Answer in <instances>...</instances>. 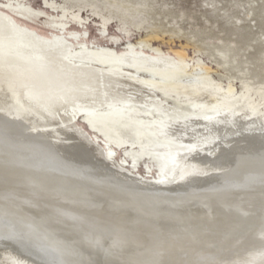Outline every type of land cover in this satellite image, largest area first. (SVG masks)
<instances>
[{
	"label": "bare ground",
	"instance_id": "bare-ground-1",
	"mask_svg": "<svg viewBox=\"0 0 264 264\" xmlns=\"http://www.w3.org/2000/svg\"><path fill=\"white\" fill-rule=\"evenodd\" d=\"M41 1L48 36L0 11V264H264V49L251 69L217 47L216 79L201 31L175 57L153 43L181 30L149 24L146 0ZM83 9L113 44L148 31L75 46L62 29Z\"/></svg>",
	"mask_w": 264,
	"mask_h": 264
},
{
	"label": "rangeland",
	"instance_id": "rangeland-1",
	"mask_svg": "<svg viewBox=\"0 0 264 264\" xmlns=\"http://www.w3.org/2000/svg\"><path fill=\"white\" fill-rule=\"evenodd\" d=\"M15 1L16 0H11L8 2L7 0H0V11L10 16V18L18 24L32 29L41 35L48 36L50 32H56V30L49 25V17L55 15L56 12L52 13V9L41 0H21L29 5L32 15L13 7L11 4H16L17 2ZM146 3L149 6L146 14L149 24L155 23L161 26L165 25V28H176L181 30L178 32V37L175 38V41L170 45L166 43V41H153L155 45L159 44L161 48L167 50L169 56L175 57V54L169 50V47H172L174 50H179L180 44L186 42V38L191 32H202L201 37L192 38L191 41L196 40V45L201 44V39H203V42H206L209 49L202 52L200 55L205 65L208 63L206 66H211L209 71H212L210 75L213 78L217 79L220 71L216 70V63L213 56L210 54L215 52L217 47L221 45H228L230 44L229 42L232 41L235 51H238V63L242 66L243 62L247 61L251 69H254V64L252 63L254 58L263 55L264 0H146ZM80 14H83L84 19L87 18L82 26L77 27L74 23L67 22L62 29V35H67V37L68 35L76 36V39L68 37L69 41L75 46L78 44L77 42L80 41L84 43L94 42L96 44H103L101 47H110L113 45V48L120 52L124 45L127 46V41L134 42L138 37L148 31V29H142L140 33L133 31L129 33L127 37L121 35L118 42L113 44L109 38L111 35L117 33L116 27L113 26L115 23L108 24L105 33L101 34L97 29V18L95 15H92L93 13L91 11L83 9L80 11ZM167 21H170V23ZM218 37L221 38L222 43L217 39ZM123 43L125 44L123 45ZM185 50L187 58L186 64L188 63L187 65L190 67L195 64V54L191 46L185 47ZM225 72L229 76L234 74L236 70L231 69ZM221 79L226 81V77L224 76L221 77ZM236 85L238 86V84ZM80 113L81 112L76 115L75 122L78 126L86 130ZM91 136H93L98 143H101L102 146L106 147L101 139L96 138L93 134H91ZM210 140H212V138L208 141ZM94 147L96 149L98 148L96 145ZM114 149V158L122 163L121 159L124 157L122 149ZM127 160L129 161L130 159ZM144 160L145 159L139 160L136 165L140 174L153 177L163 175L160 167L149 159L147 160L150 161L149 165L151 166V170L149 173H146ZM126 164L132 165L131 163ZM131 168L132 167H130V170H132Z\"/></svg>",
	"mask_w": 264,
	"mask_h": 264
}]
</instances>
